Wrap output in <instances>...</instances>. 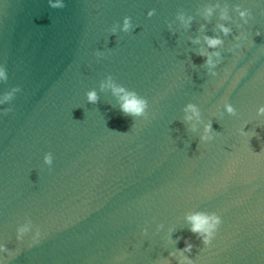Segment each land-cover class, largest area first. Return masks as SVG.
Masks as SVG:
<instances>
[{
  "label": "water",
  "instance_id": "water-1",
  "mask_svg": "<svg viewBox=\"0 0 264 264\" xmlns=\"http://www.w3.org/2000/svg\"><path fill=\"white\" fill-rule=\"evenodd\" d=\"M217 3L230 21L219 8L203 15ZM125 17L132 28L112 32ZM205 34L224 39L215 74L200 54L215 51ZM0 67V96L18 89L0 104L8 264H175L181 234L191 264H264V0H0ZM108 76L147 100L144 115L122 111L100 86ZM189 102L201 110L196 130ZM196 210L220 220L207 244L189 231Z\"/></svg>",
  "mask_w": 264,
  "mask_h": 264
},
{
  "label": "clouds",
  "instance_id": "clouds-1",
  "mask_svg": "<svg viewBox=\"0 0 264 264\" xmlns=\"http://www.w3.org/2000/svg\"><path fill=\"white\" fill-rule=\"evenodd\" d=\"M50 6L52 8H62L64 6V0H48ZM219 8V3L216 5L207 7L203 10V15L208 18L211 17L214 13V11ZM219 16L221 21H230L232 17L229 14V8H219ZM237 12L239 17H241L245 22H247V18L251 15L249 9L245 8H239L237 7ZM149 15H152V11H149ZM178 19L182 22L183 26L185 28H188L191 26V21L193 19L192 16H187L183 13L178 14ZM201 29H203L205 26L201 25ZM220 32L223 33L224 36H227L233 31L232 25L230 23L221 22L218 25ZM132 28V24L130 21V18L125 17L123 24L119 25L118 28L114 27L112 29V32H116L118 29L122 31H129ZM260 34V33H257ZM197 41L199 40V37H196ZM204 42L207 45V48L214 49L215 51L209 52L207 49L202 48L200 54L202 56H205V64L208 66L209 72L214 73V69L217 63H219V58L221 56L220 51L218 50L221 45L224 44L223 36L221 35H204ZM213 57H217V59H213ZM8 78L7 71L0 67V80H6ZM101 88H110L115 94L119 95L123 101L121 108L122 111L131 114L133 116H141L146 113V109L148 107V102L143 97L138 96L134 90H130L125 88L123 85L117 84L111 76H108L106 79L101 81ZM18 91L17 88H12L6 93H4L2 96H0V104H5L6 102L10 101L15 93ZM87 99L90 102H96L99 99L98 92L95 88H91L87 91ZM225 110L228 113H235V108L233 105L225 104L224 105ZM258 114H264V105H261L257 109ZM184 120L186 122H191L190 127L192 130H196L197 127L202 122V116H201V110L199 106L195 103L189 102L184 106ZM245 133V129H242ZM214 131L212 130V121H208L207 123H204L203 131L201 134L202 140H211L213 138ZM44 161L47 164L52 163V156L50 153L45 154ZM202 216H205V214L201 213L200 211H191L186 214V219L191 222L189 231L192 233H195L204 243H209L215 233V229L220 223L219 217H213L212 222L208 223L207 220H202ZM24 230H27V225L20 226L18 228V238H20V233ZM37 235H39V230H37ZM185 240V245L183 248H177V251L181 254L180 257H178L175 261V264H191V260L184 256L183 253L191 252L194 245L192 244L190 238L183 237L182 234L178 235L176 237V240L180 239ZM4 247L0 245V252L4 251ZM6 251H10L9 247H7ZM169 256H172L173 253L169 252ZM0 264H8L7 259L0 255ZM160 264H172L171 261H168L167 259H164L160 262Z\"/></svg>",
  "mask_w": 264,
  "mask_h": 264
}]
</instances>
